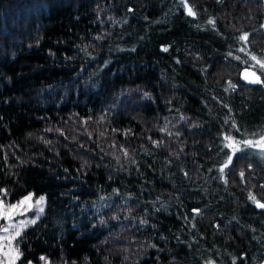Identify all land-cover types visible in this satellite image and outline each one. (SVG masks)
Listing matches in <instances>:
<instances>
[{"label":"trees","instance_id":"trees-1","mask_svg":"<svg viewBox=\"0 0 264 264\" xmlns=\"http://www.w3.org/2000/svg\"><path fill=\"white\" fill-rule=\"evenodd\" d=\"M263 57L264 0H0L16 264H264Z\"/></svg>","mask_w":264,"mask_h":264},{"label":"rangeland","instance_id":"rangeland-1","mask_svg":"<svg viewBox=\"0 0 264 264\" xmlns=\"http://www.w3.org/2000/svg\"><path fill=\"white\" fill-rule=\"evenodd\" d=\"M264 57L261 62L254 63V70L250 77L256 80L257 77H264ZM255 73V75H253ZM259 74V75H258ZM255 147L264 150V136L254 140ZM43 196L44 200L39 204L36 201ZM25 197L29 199L25 200ZM21 201H24L21 203ZM0 205H3L2 215H0V264H16L19 258V250L15 244L17 235L26 227L34 224L42 214L45 206V195L39 197L33 196L32 193L11 203H4L0 199ZM15 205V209L11 206ZM43 209L40 211V209ZM34 221V223H33Z\"/></svg>","mask_w":264,"mask_h":264},{"label":"snow or ice","instance_id":"snow-or-ice-1","mask_svg":"<svg viewBox=\"0 0 264 264\" xmlns=\"http://www.w3.org/2000/svg\"><path fill=\"white\" fill-rule=\"evenodd\" d=\"M189 12H190V14H191V10H189ZM245 37H241V39H244ZM165 51H167V49H164ZM253 59H255V57H253ZM261 67H264V65H261ZM253 75H255V73H253ZM252 82H261L260 80H259V77H257L256 78V80L255 81H252ZM245 143H248V144H250L251 142L250 141H246ZM27 199H29V197H25V200H27ZM44 200V197L43 196H41L40 198H39V200L38 201H36V203L37 204H39L41 201H43ZM24 201H21V203H23ZM260 207H262V208H264V204H260L259 205ZM13 209H15V205H12L11 206ZM3 208V205H0V209H2ZM43 209L41 208L40 209V211H42ZM3 213H2V211H0V215H2ZM33 223H34V221H33Z\"/></svg>","mask_w":264,"mask_h":264},{"label":"water","instance_id":"water-1","mask_svg":"<svg viewBox=\"0 0 264 264\" xmlns=\"http://www.w3.org/2000/svg\"><path fill=\"white\" fill-rule=\"evenodd\" d=\"M257 83H259V82H257ZM259 205H260V203H259Z\"/></svg>","mask_w":264,"mask_h":264}]
</instances>
